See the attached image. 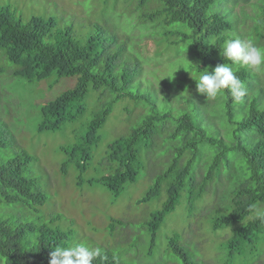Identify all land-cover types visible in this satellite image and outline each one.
Listing matches in <instances>:
<instances>
[{
    "label": "trees",
    "instance_id": "trees-1",
    "mask_svg": "<svg viewBox=\"0 0 264 264\" xmlns=\"http://www.w3.org/2000/svg\"><path fill=\"white\" fill-rule=\"evenodd\" d=\"M147 1L157 3L156 7L140 16L149 21L160 19L162 37L157 42L172 48L182 46L185 50H179L180 54L190 52L198 58L197 63L187 62L195 75L220 63L230 64L247 89L241 103L224 90L214 99L218 106L214 104L209 112L211 98L202 97L200 107L196 103L195 80L187 84L174 76L164 82L180 83L174 85L178 89L171 99L174 106L168 99L165 104L168 106L162 108L157 93L153 96L131 88L134 82L142 85L143 63L135 56H123L128 38L114 46L117 36L110 38L97 30L79 41L69 28L54 30L52 17L33 16L23 21L8 5L0 6V56L14 65L13 76L27 81L52 75L76 76L72 87L40 105L38 131L56 130L66 121L81 117L89 86L108 93L107 101L88 120L83 134L74 144L61 148L65 158L60 172L66 175L72 168L76 171L77 186L99 183L117 198L130 183L137 181L142 157L147 155L155 177L148 170L144 172L151 183L136 201L157 204L140 224L141 231L150 236L148 254L153 252L156 234L165 217L182 200L190 226L198 203H203L210 193L215 202L202 208L211 229L232 227L230 234L219 242L222 264H264L259 259L253 262L260 252L264 260V221L250 218L253 205L264 209V78L246 66L233 65L219 52L225 39L237 37L231 33L237 32L242 38L237 17L231 9L226 10L228 18L222 12L210 11L215 0H138V4ZM262 2L260 10L264 13ZM259 23L254 25L256 31L252 28L255 42L264 39V19ZM186 88H189L187 98L182 93ZM126 97L143 100L145 113L128 133L106 143L102 157L97 160L99 131L114 103ZM4 123L5 127L0 125V150L11 132ZM203 156L206 159L202 160ZM154 158H160L156 165ZM34 159L21 149L0 161V202L31 210L21 212L27 219L19 211L16 219L0 216V264H49V253L54 247L77 244L71 243L73 229L54 225L59 216L49 217L38 207L51 198L30 174L29 166ZM198 162L201 164L196 165ZM87 171H92L91 175L84 176ZM118 223L121 221L111 218V231ZM140 238L137 235L136 241ZM190 245L191 240L174 233L168 237L164 260L201 264L194 259ZM102 257L95 258L92 264H120L119 256L108 249L102 248Z\"/></svg>",
    "mask_w": 264,
    "mask_h": 264
},
{
    "label": "rangeland",
    "instance_id": "rangeland-1",
    "mask_svg": "<svg viewBox=\"0 0 264 264\" xmlns=\"http://www.w3.org/2000/svg\"><path fill=\"white\" fill-rule=\"evenodd\" d=\"M219 1L215 0L209 10L222 12L228 18L226 10L231 9L239 22L238 30L242 34V39L254 40L252 28L264 19V13L260 10L262 0H224L221 4ZM156 4L147 1L139 5L138 0H0V6H10L16 16L23 21L33 16L52 17L55 23L54 30L69 28L71 34L79 41H84L89 34L97 30L110 38L117 36V43L114 46L128 38L123 56L126 58L135 56L143 63L142 85L140 82L139 85L134 82L131 88L134 91L149 92L153 96L157 93L161 107L165 108L168 106L165 105L168 99H173L175 97L173 94L178 90L174 85L180 86V83L164 82L174 76L179 77L177 81L184 80L185 83L194 80L192 77L198 75H195L194 70H189L187 62L197 63L199 59L190 52L180 54L179 50H185L182 46L174 45L172 48L164 42L160 44L157 42L162 37V24L158 23L160 19L157 17L149 21L140 16L144 12L154 10ZM257 29L254 26V30ZM262 30L264 31V27ZM226 34L228 37V32ZM230 35L239 37L237 32ZM259 42L264 44V39L256 42L258 46L264 47ZM13 68L14 65L6 57L0 56V125L5 127V121L11 131L5 147L0 150V161L21 149L27 150L35 157L29 166L30 174L37 179L42 188H46L45 191L51 198L38 207L49 217L59 216L54 225L58 224L62 229L75 231L71 243H85L89 247L108 249L119 256L120 264L126 259L128 264H178L176 261L168 262L163 257L168 237L179 233L183 234L185 239L191 240L189 250L193 253L194 259L201 264H222L219 242L230 234L232 227L216 231L211 229L202 208L215 202L216 198L210 193L203 203H198L190 226L187 212L183 211L185 202L182 200L181 204L165 217L156 234L153 252L148 254L149 234L141 231L143 228L140 224L157 204L154 202L138 204L136 201L151 183L148 174L144 172L148 170L153 176L155 173V170L149 167L151 159L147 155L142 157V167L137 181L130 183L117 198L99 183L92 186L87 184L77 186L76 171L72 168L66 175L61 174L60 164L65 158L61 148L77 141L86 130L88 120L107 101L108 93L103 91V88L88 87L84 98L85 111L78 119L66 121L56 130L38 131L36 128L41 119L40 105L72 87L76 82V76L52 75L41 80L27 81L13 76L11 73ZM258 74L264 78L263 72ZM182 93L187 98L189 88L183 89ZM196 94L198 95L196 103L200 107V101L205 95ZM208 102L209 112L214 104L218 106L214 99ZM144 103L143 100L130 97L114 103L99 131L95 159L99 160L102 157L106 143L120 134L128 133L138 124L141 115L145 113V108H142ZM170 103L173 105V100ZM186 105L188 106L187 102ZM204 159L206 156L202 157V160ZM154 161L156 165L160 158H154ZM200 164L201 162L196 163ZM89 172L87 171L84 176L91 175L92 171ZM18 211L22 218L27 219L21 212L31 210H24L19 204L14 206L0 202V216L16 219ZM33 214L37 215L34 211ZM111 218L121 221L112 231L109 225ZM137 235L142 236L139 241H136ZM260 256L261 252L259 256L254 257L253 262L258 259L264 261Z\"/></svg>",
    "mask_w": 264,
    "mask_h": 264
},
{
    "label": "clouds",
    "instance_id": "clouds-1",
    "mask_svg": "<svg viewBox=\"0 0 264 264\" xmlns=\"http://www.w3.org/2000/svg\"><path fill=\"white\" fill-rule=\"evenodd\" d=\"M219 52L233 65L246 66L257 73L264 71V47L258 46L251 38H227ZM192 78L196 81V91L211 99L227 90L235 102L241 103L247 94L244 82L228 63H220L212 70L205 68L197 77ZM250 211L253 213L251 219L264 221V209L253 205ZM49 255V264H92L95 258H103L101 248L89 247L85 243L69 247L56 246Z\"/></svg>",
    "mask_w": 264,
    "mask_h": 264
}]
</instances>
